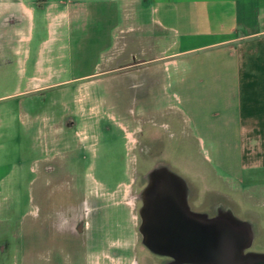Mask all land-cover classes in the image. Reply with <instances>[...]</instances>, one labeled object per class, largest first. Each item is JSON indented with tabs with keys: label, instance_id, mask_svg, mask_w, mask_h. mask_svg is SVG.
<instances>
[{
	"label": "crops",
	"instance_id": "crops-1",
	"mask_svg": "<svg viewBox=\"0 0 264 264\" xmlns=\"http://www.w3.org/2000/svg\"><path fill=\"white\" fill-rule=\"evenodd\" d=\"M50 28L59 40L75 38L72 49L88 38L91 53L105 51L91 76L116 73L122 83L117 73L135 66L149 113L165 118L180 145L196 142L215 182L264 195V176L254 175L264 169V0H0V36L12 43ZM144 133L162 141L157 129ZM141 166L134 264H264V203L245 214L216 200L193 205L186 176L170 161ZM131 193L120 191L121 202Z\"/></svg>",
	"mask_w": 264,
	"mask_h": 264
},
{
	"label": "rangeland",
	"instance_id": "rangeland-1",
	"mask_svg": "<svg viewBox=\"0 0 264 264\" xmlns=\"http://www.w3.org/2000/svg\"><path fill=\"white\" fill-rule=\"evenodd\" d=\"M51 28L14 43L0 36V264H122L126 256L134 264L140 161L142 170L160 158L175 165L193 205L216 200L245 214L264 203L263 193L215 182L196 142L187 138L184 147L167 133L165 118L149 113L135 66L117 73L122 83L116 73L91 76L105 51L91 53L88 38L79 40L86 48L72 49L75 38L59 40ZM147 127L165 144L150 142ZM125 189L132 197L121 202ZM133 237L137 245L128 247Z\"/></svg>",
	"mask_w": 264,
	"mask_h": 264
}]
</instances>
